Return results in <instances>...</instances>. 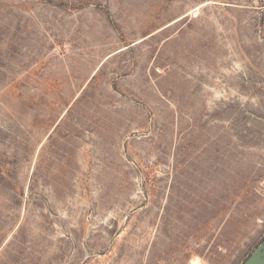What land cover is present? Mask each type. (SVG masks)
Instances as JSON below:
<instances>
[{"label":"rangeland","instance_id":"374dc122","mask_svg":"<svg viewBox=\"0 0 264 264\" xmlns=\"http://www.w3.org/2000/svg\"><path fill=\"white\" fill-rule=\"evenodd\" d=\"M263 238L264 0H0V264Z\"/></svg>","mask_w":264,"mask_h":264},{"label":"water","instance_id":"95a60500","mask_svg":"<svg viewBox=\"0 0 264 264\" xmlns=\"http://www.w3.org/2000/svg\"><path fill=\"white\" fill-rule=\"evenodd\" d=\"M244 264H264V240L244 262Z\"/></svg>","mask_w":264,"mask_h":264},{"label":"trees","instance_id":"16d2710c","mask_svg":"<svg viewBox=\"0 0 264 264\" xmlns=\"http://www.w3.org/2000/svg\"><path fill=\"white\" fill-rule=\"evenodd\" d=\"M264 240V238L261 240V242ZM260 242V243H261ZM260 243H258L256 246H255V248L252 250V252L251 253H249L248 255H247V257L245 258V260L242 262V264H244V262L252 255V253L255 251V249L260 245Z\"/></svg>","mask_w":264,"mask_h":264},{"label":"crops","instance_id":"0c3cea01","mask_svg":"<svg viewBox=\"0 0 264 264\" xmlns=\"http://www.w3.org/2000/svg\"><path fill=\"white\" fill-rule=\"evenodd\" d=\"M190 264V263H189Z\"/></svg>","mask_w":264,"mask_h":264}]
</instances>
